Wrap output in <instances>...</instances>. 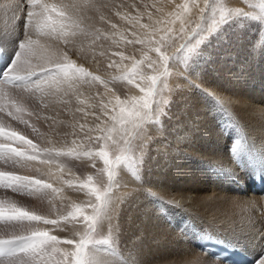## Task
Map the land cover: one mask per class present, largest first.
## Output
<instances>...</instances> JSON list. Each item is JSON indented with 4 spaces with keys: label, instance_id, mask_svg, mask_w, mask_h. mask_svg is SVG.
<instances>
[{
    "label": "bare ground",
    "instance_id": "obj_1",
    "mask_svg": "<svg viewBox=\"0 0 264 264\" xmlns=\"http://www.w3.org/2000/svg\"><path fill=\"white\" fill-rule=\"evenodd\" d=\"M49 2L60 3L61 0ZM92 2L108 5L99 11L83 10V26L92 33L99 30V38L78 36L68 47L72 50V59L93 73L95 55L104 58H99L101 63L111 61L123 65L117 53L125 55L138 48L121 40L119 34L127 40H135L151 32L138 24H129L116 15L117 11L133 16L140 13L141 24L155 27L157 20L167 22L170 19L167 13L184 0H146L144 4H140V0ZM189 2L191 4V0ZM222 2L225 4L227 0ZM262 4L264 0H236L229 4L250 15L226 24L205 48L198 66L188 72L176 67L166 81L167 90L158 92L157 101H161L163 112L153 111L158 118L150 122L147 139L145 137L147 145L142 140L139 142L138 151L143 156L136 161L139 165L136 179L128 184V190L124 188L123 202L119 205L122 213L118 219L119 229L137 248H134L137 255L132 256L135 264H230L211 257L210 250L201 246L205 241L246 256H255L262 250L264 214L262 217L259 210L264 205V188L255 190L254 184L264 180V60L254 59V56H264V45L256 48V42L264 44V39L255 40V32H259L260 37L262 28L255 24V20L260 19L253 18L264 15ZM29 7L19 0H0L1 70L14 58L12 51L17 37L23 38ZM195 13L193 9L191 15ZM113 23L116 29L111 28ZM114 40L117 43H113ZM45 42L53 48L65 47L59 41L45 38L42 43ZM34 67L40 71L35 63ZM91 89L90 85H79L78 91L71 92L67 96L69 101L64 104L49 102L45 113L55 120L53 129L49 127L43 133V140L57 145L62 135L66 137L62 143L67 146H72L73 140L76 144L86 141L88 130L82 135L77 131L82 122L78 114H88L93 99ZM108 90L102 89L101 93L107 101L114 102L115 96L111 98L109 94L113 89ZM115 92L122 94L120 87H116ZM34 95L32 113H42L40 94L34 92ZM233 138L242 145L231 155ZM125 181L131 182L129 178ZM192 220L205 228L190 241L186 232L191 228L187 223ZM2 228L0 232L4 233Z\"/></svg>",
    "mask_w": 264,
    "mask_h": 264
},
{
    "label": "snow or ice",
    "instance_id": "obj_2",
    "mask_svg": "<svg viewBox=\"0 0 264 264\" xmlns=\"http://www.w3.org/2000/svg\"><path fill=\"white\" fill-rule=\"evenodd\" d=\"M234 3L236 0H227L225 4H219V0H201L199 3L197 0H191L190 4L189 0H184L183 3L175 4L173 11L167 13L170 19L167 20V25L163 29L150 24H141L140 13L133 16L128 13L116 12L117 16L133 26L138 24L141 29H151V32L143 38L138 37L135 40H127L121 33L119 34L121 40L129 44L149 46L151 51L157 53L158 59H150L147 53H144L143 59L139 61L132 58L134 62L131 71L120 77L129 84H135L141 95L125 99L115 96L114 102L112 100L107 103L101 101V111L105 115H109V105H111L109 118L113 124L112 127H107V122H104V127H101L100 124L96 125V130L100 135L95 137V142L102 145L99 150L95 152L91 150L79 151L75 140L72 142L75 146L73 148L41 147L16 131L5 132L0 128V135L15 144L23 145V147H14L9 143H0V159L6 165L25 167L33 162L50 165L53 163V157L83 155L94 158V156H98L102 160L105 166L104 171L108 176V187L103 191L90 187L93 179L91 176L88 177L86 183L81 185L83 188H88L90 193L95 196V202L91 204V214H87L79 205H76L75 210L70 214L73 220L82 218L85 225V231L80 234L78 240H60L57 236L50 235L48 231L32 230L29 234L16 235L8 239L0 238V257L8 258V264H100L96 255L90 251V247L100 243L106 245L110 243L108 239L96 240L94 234L104 220L111 219L109 211L112 209L113 201L110 192L115 170L122 163L129 167L134 165L133 158L126 154L132 148L130 138L139 136L143 125L153 119V104H157V113L163 112L160 107L161 101L156 100L158 92L163 91L158 85L162 78L169 75V61L175 59L167 54L166 43L176 39L186 41L180 45L178 49L180 51L188 48L192 38L197 37V46L208 47L211 40L223 30L225 24L250 15L243 9L228 6ZM101 7H108V5H98L92 0H70L68 3L63 0L60 3L49 2V0H30L23 38L17 37L18 50L15 52L14 58L11 59V63L0 70V75H2V79H0V112L19 120L20 123H28L19 115L25 109L19 106L15 100L9 98L8 85L19 86L25 91L38 93L41 99L46 95H55L60 92L67 96L71 92L78 91L79 85L99 83L105 89L108 88V82L103 81L99 75H95L72 59V50L68 47L75 42V38L78 36L95 35L97 39L99 38V30L92 33L91 29H86L83 26L85 19L83 10L91 8L99 11ZM260 7L261 13L264 14V4ZM193 9H196L195 14L199 17V20L195 21V27L190 26L193 23L191 19ZM157 11L159 12L161 9L157 8ZM217 12H219L218 19ZM209 15L213 23L205 28L204 22ZM253 18L264 21V15L253 16ZM100 19L104 21L105 17L101 15ZM151 19V14H149V20ZM177 21L180 22L179 28L174 29L172 25ZM155 23L159 25L162 21L157 20ZM111 28L116 29L117 25L113 23ZM160 31H163L165 35H160L156 39L155 36ZM116 34L113 33V35ZM45 38L47 41H59L65 47L62 49L53 48L50 43H42ZM113 43H117V41L114 40ZM194 51L196 55L201 54L199 48ZM117 54L120 55L121 60L127 59L123 53ZM145 62H147L148 68L152 69L151 75H144L137 71ZM34 63L36 67H39V72L35 70ZM80 103H84V101L80 100ZM77 111H82V109H77ZM116 125H119L118 130ZM80 127L83 130L84 126ZM33 130L35 131V129ZM114 131H119L121 141L126 147L119 149L120 154L110 156L108 150L110 146L107 142L112 141L111 147L113 148L117 147L119 143L112 135ZM88 139L92 138L88 137ZM0 186L15 192H26L29 195L42 194L45 189H52L53 192L58 191L45 180L16 174L12 171H0ZM62 219H68V217H62ZM0 221L16 224L43 222L48 225H56L59 223V220L47 219L7 201L0 202ZM61 245L71 247H62ZM258 264H264V258H261Z\"/></svg>",
    "mask_w": 264,
    "mask_h": 264
},
{
    "label": "rangeland",
    "instance_id": "obj_3",
    "mask_svg": "<svg viewBox=\"0 0 264 264\" xmlns=\"http://www.w3.org/2000/svg\"><path fill=\"white\" fill-rule=\"evenodd\" d=\"M23 3L30 6V0H19ZM146 0H138L140 4H144ZM222 0H219V4H222ZM217 19L219 18V12H217ZM191 19L193 23L190 25L191 27H195V21L199 20L198 16L191 15ZM213 23L210 15L204 22V27L208 28ZM167 22H162L159 25H155L160 29H163L166 26ZM255 24L262 28L261 36L259 37V32H255L256 38L255 40L264 39V21L262 20H255ZM180 22L177 21L172 27L174 29H178ZM226 25V24H225ZM224 25V26H225ZM160 35H165L163 31H160L156 34L155 38L158 39ZM197 37H193L188 48L178 51L180 45L185 43L186 41L176 39L175 41H171L166 43L165 50L167 54L171 57H175L169 61V75L165 78H162L158 87L162 88L164 91L167 90V82L169 78H171L170 72H175L176 67L180 69L184 68L186 72L192 70L194 67L198 66L202 56L203 51L205 50L204 45H196ZM96 38H93V42ZM138 48L134 51H129L128 54L124 56L127 57L125 60H121L123 65H118V62H104L101 63L100 59H103L101 56L95 55L94 60L96 63L93 65V73L95 75H101L103 81L106 80L108 82V90L112 98V96H119L121 99L130 98L132 96H139L141 95L139 88L136 87L135 84H129L126 80L120 79V77L126 75L128 72L131 71V67L133 64V59L139 61L143 59L144 53H147L150 59H158L157 53L151 51L149 46L143 44H136ZM262 41L256 42V48L263 46ZM12 53L18 50V42L14 45ZM199 48L201 50L200 55H196L194 49ZM264 49V46H263ZM262 50V49H261ZM97 56V57H96ZM254 56V55H253ZM201 57V58H200ZM255 58H260V61L264 60V56L256 55ZM126 61V62H125ZM258 61V60H257ZM99 62V63H98ZM124 62V63H123ZM129 62V65L126 63ZM109 65H112L111 67ZM118 65V66H117ZM125 65V66H124ZM137 71L144 75H151L152 69L148 68L147 62L142 64ZM106 74V75H105ZM108 75V76H107ZM139 81V78H137ZM7 87H11L12 89L8 90V95L10 99H13L17 102L19 106L25 109L23 112L22 118L26 120L28 123L23 124L20 123L19 120L13 119L11 116H8L6 113L0 112V128L4 129L5 132L7 131H16L21 135L25 136L28 139H31L34 143H37L41 147H54V148H73L72 146H67L65 143H62L66 140V137H61L58 144H49L45 140H43L42 135L43 133L49 130V127L52 128L54 124V118L50 116V114L46 115L45 111L49 109V102L50 104L56 103H63L69 101L67 96L63 94V92L56 93L55 95H46L43 97V101L41 99V105L43 106L42 113L39 112L38 114L32 113V107H34V92L25 91L22 87L12 86L9 85ZM120 87L122 90V94L117 92V95L114 94L115 88ZM14 88V89H13ZM91 104L89 105V112L88 114L80 113L78 114V120L82 121L78 128V133L80 135L83 134L84 130H88L89 135L92 139H86L85 142L76 144L79 146V151H87L91 150L93 152L99 150L102 145L97 144L95 142V137L100 135L99 131L96 130V125L100 124L101 127L105 126L104 122H107V127H112L113 122L110 120L111 115V105H109V115H105L101 111V101L107 103V98L105 99L103 94L101 93L102 89H105L102 84H91ZM163 91V92H164ZM10 92V93H9ZM20 93V94H19ZM31 93V94H30ZM116 93V92H115ZM22 96L25 98H22ZM63 98V99H62ZM115 98V97H114ZM159 94L156 96V100H158ZM80 102V101H79ZM23 103V104H22ZM46 103V104H45ZM59 107V106H58ZM61 107V106H60ZM64 107V105H63ZM66 109V108H65ZM157 104H153V111H156ZM64 111V110H63ZM41 114V115H40ZM21 115V114H19ZM42 117V118H40ZM157 115H153V119L150 121L153 123L155 119H157ZM150 122L143 125L142 131L139 136L131 137V144L132 148L126 154L131 156L135 161L132 167H129L127 164L122 163L119 167L115 170V177L112 185V189L110 192V196L112 198V209L109 211V216L111 219H106L102 222V224L97 228L96 233L94 234V238L96 240H105L108 239L110 241L109 244H96L90 247V251L96 255L98 261L102 262V264H135L134 259L132 258L133 255H137L134 251L135 244H133V240H129L127 235L122 236V230L119 228L118 219L119 216L122 217L121 205L122 201V192L128 190V186L132 184V179H136L137 176V168L139 165H136V161L139 157L143 156L142 153L140 154L139 150V142L140 140L143 141V144L147 145L145 137L147 139V132L150 130ZM31 125V126H29ZM81 125L84 126L83 130H81ZM35 129V131L33 130ZM91 129V131H90ZM116 129H119V125H116ZM58 131V128H56ZM79 135V136H80ZM113 137L116 141H118L117 147H111L112 141H108L109 144V154L113 156V154H120L119 149L125 148L126 146L121 141V134L119 131L113 132ZM237 138H233L232 144L230 145L229 152L231 155H234V149L238 152L241 141ZM68 142V141H67ZM146 142V143H145ZM0 143H9L12 144L14 147H23V145L15 144L12 141L7 140L3 135H0ZM231 149L233 151H231ZM53 163L50 165L47 164H38L33 162L29 166L25 167H17L11 164H4L3 160L0 159V171H12L16 174L20 175H27L32 176L35 178H39L45 180L46 182L50 183L53 188L57 189L58 191L53 192L52 189H45L42 194H33L29 195L26 192H15L11 189H6L0 186V202H11L14 203L17 207L23 208L26 211L33 212L37 215L43 216L47 219L59 220V223L56 225H48L44 224L43 222H24L22 224L16 223H7L5 221H0V228L3 226V232H0V238L8 239L13 238L16 235H24L29 234L32 230H41V231H48L50 235L57 236L60 240L65 239H79L80 234L85 231V225L82 221V218H77L73 220L71 218V213L75 210V206L79 205L81 208L87 213L91 214V204L95 202V196L92 195L88 188H83L81 185L87 182L88 177L91 176L92 183L90 187H94L100 191H103L105 188L108 187V176L107 173L104 171V164L102 160L98 156H94V158H88L83 155L76 157V156H60V157H53ZM238 161V160H237ZM126 184H123V180ZM129 184V185H128ZM127 185V186H126ZM121 189V190H120ZM120 190V191H119ZM121 199V201H120ZM260 215L264 214V205L261 208ZM264 216V215H263ZM262 216V217H263ZM62 217H68V219H62ZM261 217V219H262ZM264 219V217H263ZM190 221L187 223L188 226L191 225V228L186 232V236L191 241L197 234L201 235L202 230L205 228L195 222ZM194 225V223L196 225ZM198 225V226H197ZM263 227H264V220H263ZM193 228V229H192ZM195 228V229H194ZM199 229L198 231L196 229ZM120 230V231H119ZM120 232V233H119ZM194 232V234H193ZM188 233V235H187ZM5 234V235H4ZM7 235V236H6ZM124 235V234H123ZM197 235V236H198ZM121 237V238H120ZM126 237V238H125ZM123 239H127L123 240ZM124 242V243H123ZM128 244H126V243ZM131 244H129V243ZM263 247L260 250V253L253 256V263L258 264L259 260L264 257V241L262 242ZM124 245V246H123ZM130 245V246H129ZM62 247H71L67 245H61ZM126 247V248H125ZM137 249V248H136ZM128 250V251H127ZM132 253V254H131ZM128 254V255H127ZM213 257V256H211ZM215 258V257H213ZM100 259V260H99ZM105 260V261H102ZM106 262V263H104ZM111 262V263H110ZM210 263V261L208 262ZM0 264H8V258L0 257ZM212 264V263H211Z\"/></svg>",
    "mask_w": 264,
    "mask_h": 264
}]
</instances>
